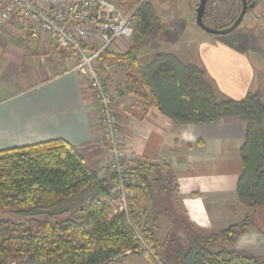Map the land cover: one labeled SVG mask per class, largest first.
<instances>
[{
    "label": "trees",
    "instance_id": "obj_1",
    "mask_svg": "<svg viewBox=\"0 0 264 264\" xmlns=\"http://www.w3.org/2000/svg\"><path fill=\"white\" fill-rule=\"evenodd\" d=\"M117 4L127 11L137 7L134 43L125 53L106 50L97 68L123 63L127 91L180 124L243 121L236 192L249 214L219 233L196 227L179 209L173 173L162 174L148 160L126 168L136 184L128 212H120L112 198L115 176L100 177L78 147L57 139L5 149L0 151V264H111L128 254H145L151 264H264V256L234 247L264 207L262 94L220 98L204 69L173 53L143 60L148 38L161 31L160 19L147 1ZM162 217L171 223L164 232Z\"/></svg>",
    "mask_w": 264,
    "mask_h": 264
},
{
    "label": "crops",
    "instance_id": "obj_2",
    "mask_svg": "<svg viewBox=\"0 0 264 264\" xmlns=\"http://www.w3.org/2000/svg\"><path fill=\"white\" fill-rule=\"evenodd\" d=\"M21 29L14 19L0 28V151L61 139L78 147L100 177L109 178L90 88L73 70L76 64H71L78 55L57 49L45 33L32 38ZM222 48L221 53H210L209 45L202 44L196 53L174 44L168 53L185 64L206 67L217 76L222 97L242 100L256 90V70L246 53H238L231 46ZM121 50L118 43L110 51L119 54ZM215 56L219 68L212 59ZM100 65L99 60L96 66ZM106 71L116 115L125 133L126 167L148 160L157 164L162 174L170 170L176 178L181 213L202 230L219 233L241 223L249 214L236 192L243 167L240 150L245 123L227 119L210 125L180 124L127 91L124 64H109ZM160 223L162 232L171 225L166 217ZM234 247L264 256V207L258 209ZM145 256L124 257L150 264Z\"/></svg>",
    "mask_w": 264,
    "mask_h": 264
},
{
    "label": "built area",
    "instance_id": "obj_3",
    "mask_svg": "<svg viewBox=\"0 0 264 264\" xmlns=\"http://www.w3.org/2000/svg\"><path fill=\"white\" fill-rule=\"evenodd\" d=\"M120 0H0V28L14 19L25 35L47 34L52 44L66 53H76L73 70L86 80L103 135L104 153L115 176L112 198L120 212H128L136 179L126 175L125 133L115 111V96L107 71L96 62L115 43L134 36V13ZM147 0H139V4ZM125 2V0H124Z\"/></svg>",
    "mask_w": 264,
    "mask_h": 264
},
{
    "label": "rangeland",
    "instance_id": "obj_4",
    "mask_svg": "<svg viewBox=\"0 0 264 264\" xmlns=\"http://www.w3.org/2000/svg\"><path fill=\"white\" fill-rule=\"evenodd\" d=\"M249 1L256 2V5L248 10L236 30L228 34H211L203 30L197 23V9L200 0H147L153 5L160 19L161 31L148 38L145 47L141 51V54L144 55L142 59L147 60L158 52H171L174 44H180L181 48H187L191 52L194 50L196 53H199L202 44L209 45L211 48L210 53H221L222 46H231L238 53L247 54V58L256 70L253 83V88L256 89L254 92H260L264 97V0ZM241 11V0H209L204 22L213 30L226 29L236 22ZM118 43L122 44L123 50L120 53H124L133 45L134 36L129 40H122ZM118 43H115L109 50L114 49ZM213 58H215L214 62L219 68L218 56ZM75 59L72 60L71 64L79 62L76 57ZM208 70L205 67L207 79L213 84L218 95L222 97L217 76L212 75ZM222 98H227V96ZM7 215L6 213L1 214L3 217ZM145 258L147 263L151 264L149 258L147 256ZM145 263L144 260H139V258L124 257L122 260L111 264Z\"/></svg>",
    "mask_w": 264,
    "mask_h": 264
},
{
    "label": "water",
    "instance_id": "obj_5",
    "mask_svg": "<svg viewBox=\"0 0 264 264\" xmlns=\"http://www.w3.org/2000/svg\"><path fill=\"white\" fill-rule=\"evenodd\" d=\"M209 0H200V4L197 9V23L198 25L205 31L211 33V34H228L236 30L239 25L242 23L246 13L248 12L249 9L254 8L256 5V2H253L249 4L248 0H241L242 2V11L241 14L239 15L238 19L236 22L229 28L222 29V30H216V29H210L207 24L204 22V18L206 16V7L208 4Z\"/></svg>",
    "mask_w": 264,
    "mask_h": 264
},
{
    "label": "flooded vegetation",
    "instance_id": "obj_6",
    "mask_svg": "<svg viewBox=\"0 0 264 264\" xmlns=\"http://www.w3.org/2000/svg\"><path fill=\"white\" fill-rule=\"evenodd\" d=\"M248 1H249V0H248ZM251 3H253V2H250V1H249V4H251Z\"/></svg>",
    "mask_w": 264,
    "mask_h": 264
}]
</instances>
